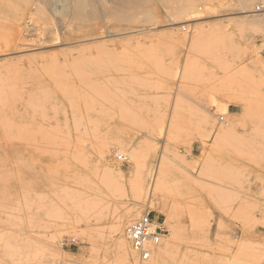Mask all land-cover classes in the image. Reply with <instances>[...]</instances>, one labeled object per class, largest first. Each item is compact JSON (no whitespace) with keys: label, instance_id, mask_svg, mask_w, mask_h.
I'll return each mask as SVG.
<instances>
[{"label":"rangeland","instance_id":"obj_1","mask_svg":"<svg viewBox=\"0 0 264 264\" xmlns=\"http://www.w3.org/2000/svg\"><path fill=\"white\" fill-rule=\"evenodd\" d=\"M173 1L0 0V264H139L126 209L166 229L141 264H264V4Z\"/></svg>","mask_w":264,"mask_h":264},{"label":"bare ground","instance_id":"obj_2","mask_svg":"<svg viewBox=\"0 0 264 264\" xmlns=\"http://www.w3.org/2000/svg\"><path fill=\"white\" fill-rule=\"evenodd\" d=\"M49 2H52V3H61V12L63 13H67V14H70L72 15V17H75V19H78L82 22H85L86 21V8L91 6L92 4V0H48ZM118 1V0H117ZM143 0H122V10H121V13L120 15H118V19L119 21H121L120 19H122L123 21L127 19L130 20L129 18V14H125L126 11L130 8H132V5H135V11L133 12V14H135L138 10L141 9V3H142ZM175 1V0H174ZM173 3H175V7H174V11H176L175 13H173V17L176 18L180 15H184V18H186V22H189V21H192L193 19H200L203 17V15L201 16V14L196 10V8L194 7V0L193 1H190V0H187V1H181V0H177ZM21 2V1H20ZM252 3V0H240L239 1V4L242 6V8H246L247 6H250ZM264 4V0H262V2ZM147 4V3H145ZM174 5V4H173ZM16 8H17V5H15ZM19 6V5H18ZM139 6V8L137 9V7ZM14 7V6H13ZM15 9V7L13 8V10ZM137 9V11H136ZM170 9H173V6L172 8ZM206 11L205 13L211 9L210 7L208 8H205ZM12 11V10H11ZM17 11V10H16ZM20 11V10H18ZM12 15L14 14V11L11 13ZM16 14V12H15ZM14 14V15H15ZM241 14L243 15V19L239 22V24L241 25V27L243 28H248V29H254V30H261V31H264V16L263 17H260L258 14H254L253 11H243L241 12ZM17 15H18V12H17ZM63 17V16H62ZM115 17V16H114ZM182 17V16H181ZM116 18V17H115ZM132 18H134L132 16ZM17 19L16 16L13 17V20ZM63 19V18H62ZM67 19V18H66ZM117 19V18H116ZM177 19V18H176ZM174 20V19H173ZM184 20V21H185ZM118 21V20H117ZM72 24V23H71ZM76 23H74L75 25ZM177 23L176 22H171L169 25H176ZM191 26V25H190ZM85 28V26H83ZM87 27V26H86ZM87 29V28H86ZM143 29V28H142ZM81 31V30H80ZM136 31V30H135ZM133 32V31H131ZM128 33V32H127ZM173 33V32H172ZM176 34V33H174ZM113 36V35H112ZM194 35H192L191 38H189L187 41L189 42V44H192L194 43V41H196L194 38H193ZM177 37V36H175ZM174 37V38H175ZM180 39V38H179ZM174 40H178V39H174ZM181 40V39H180ZM185 40V41H186ZM86 41V40H85ZM186 41V42H187ZM84 42V41H83ZM188 46V45H187ZM191 50V49H190ZM224 106V105H223ZM226 107V106H225ZM62 145V144H60ZM82 145V144H81ZM102 150V149H101ZM122 149H120L119 152H121ZM105 152V150H104ZM263 215H264V212H262ZM123 219L124 220H119L118 222H116L113 227H112V230H113V233L115 234L117 240H116V245L119 247L121 253H123L124 255H127L130 259L131 258H134L135 257V253L133 252V250L130 248V246H128L126 240L123 238V230H124V227H125V224H127V228L133 223H131V220H132V216H133V213H132V210L130 209H126V211L124 212L123 214ZM264 217V216H263ZM131 223V224H130ZM96 224V223H95ZM87 226H89V222L86 223ZM85 226V225H84ZM126 228V229H127ZM126 231V230H125ZM90 239V238H89ZM88 241V240H87ZM157 250V254L159 253V245H158V248L156 249ZM154 254V253H153ZM159 255V254H158ZM157 255V256H158ZM154 257V256H153ZM156 257V256H155ZM156 259V258H155ZM155 261V260H154Z\"/></svg>","mask_w":264,"mask_h":264},{"label":"built area","instance_id":"obj_3","mask_svg":"<svg viewBox=\"0 0 264 264\" xmlns=\"http://www.w3.org/2000/svg\"><path fill=\"white\" fill-rule=\"evenodd\" d=\"M261 9L264 10V6ZM220 120L223 118L220 117ZM117 160L122 164L125 163V158L121 155L117 156ZM165 233L163 223L150 213H144L126 229V238L137 255L139 264L149 259L152 248L160 244Z\"/></svg>","mask_w":264,"mask_h":264}]
</instances>
